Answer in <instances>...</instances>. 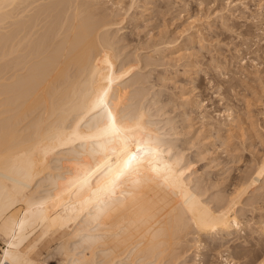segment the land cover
<instances>
[{
    "label": "bare ground",
    "instance_id": "obj_1",
    "mask_svg": "<svg viewBox=\"0 0 264 264\" xmlns=\"http://www.w3.org/2000/svg\"><path fill=\"white\" fill-rule=\"evenodd\" d=\"M98 5L0 0V264H186L241 229L240 200L264 178L263 161L240 191L206 198L145 95L122 86V22Z\"/></svg>",
    "mask_w": 264,
    "mask_h": 264
},
{
    "label": "rangeland",
    "instance_id": "obj_2",
    "mask_svg": "<svg viewBox=\"0 0 264 264\" xmlns=\"http://www.w3.org/2000/svg\"><path fill=\"white\" fill-rule=\"evenodd\" d=\"M98 1L122 22L112 35L122 29L114 48L130 97L145 95L141 103L193 164L206 198L240 191L264 161V0ZM250 190L237 207L241 229L207 238L186 264L264 261V178ZM54 244L48 238L39 253Z\"/></svg>",
    "mask_w": 264,
    "mask_h": 264
},
{
    "label": "snow or ice",
    "instance_id": "obj_3",
    "mask_svg": "<svg viewBox=\"0 0 264 264\" xmlns=\"http://www.w3.org/2000/svg\"><path fill=\"white\" fill-rule=\"evenodd\" d=\"M100 103H103V101H100ZM108 118H109V126L108 128H106L104 130L105 133H108V132H115L117 131L116 129V126H115V118L112 117L111 113L109 112L108 114ZM134 163H138V156L136 154H133L131 156H129V159L125 162V170H128V169H131L132 168V165ZM124 175V171H121V173H119L117 175V177L114 178L113 180V187L116 186V182L120 179L121 176Z\"/></svg>",
    "mask_w": 264,
    "mask_h": 264
}]
</instances>
